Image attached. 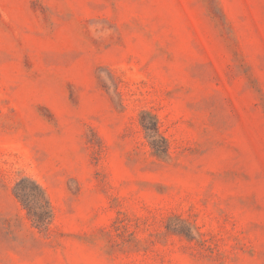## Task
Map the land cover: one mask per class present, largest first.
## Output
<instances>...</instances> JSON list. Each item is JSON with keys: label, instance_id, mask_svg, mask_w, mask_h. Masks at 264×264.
<instances>
[{"label": "rangeland", "instance_id": "rangeland-1", "mask_svg": "<svg viewBox=\"0 0 264 264\" xmlns=\"http://www.w3.org/2000/svg\"><path fill=\"white\" fill-rule=\"evenodd\" d=\"M0 264H264V0H0Z\"/></svg>", "mask_w": 264, "mask_h": 264}]
</instances>
